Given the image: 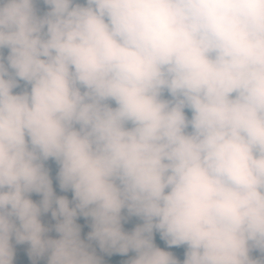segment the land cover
Returning a JSON list of instances; mask_svg holds the SVG:
<instances>
[{"label":"clouds","instance_id":"9594fccd","mask_svg":"<svg viewBox=\"0 0 264 264\" xmlns=\"http://www.w3.org/2000/svg\"><path fill=\"white\" fill-rule=\"evenodd\" d=\"M41 3L0 0V264H264V0Z\"/></svg>","mask_w":264,"mask_h":264},{"label":"rangeland","instance_id":"374dc122","mask_svg":"<svg viewBox=\"0 0 264 264\" xmlns=\"http://www.w3.org/2000/svg\"><path fill=\"white\" fill-rule=\"evenodd\" d=\"M79 2L83 3L84 0H79ZM37 6L41 10H46V8L42 5L41 0H37ZM6 54H7V50H5V55ZM186 114L189 117L191 116V113L188 112L187 110H186ZM52 166L54 167L55 170H57V167L54 164V162H52ZM56 194L58 196H60V195L67 196L69 200L72 199V195H70L68 192L65 193V192L58 191V192H56ZM30 198L34 202H39V200L41 199V196L39 194L33 193V194H31ZM41 221L46 227H49V228H54V225L56 223V221L52 219L50 212L48 214L42 215L41 216ZM77 223L81 225V237H82V239L86 240L87 233L91 230L90 227H89L90 220H85V218L79 217L78 220H77ZM48 235L52 236L53 238H58V236H57V234L55 233L54 230L51 231ZM156 243H157L158 246L164 247V245L162 244L161 241H158ZM13 244H14V250H15V253H16V255L14 257V264H33L31 258L28 255L29 245H27V244L15 245L14 241H13ZM165 250L173 251L178 259L183 260V258H184L183 253H184L185 249L183 247H181V248H173V249H165ZM97 253H98V255H100L99 249H97ZM252 255H253L254 258H256V257L259 256V253L254 251L252 253ZM37 264H46V258L37 261Z\"/></svg>","mask_w":264,"mask_h":264},{"label":"trees","instance_id":"16d2710c","mask_svg":"<svg viewBox=\"0 0 264 264\" xmlns=\"http://www.w3.org/2000/svg\"><path fill=\"white\" fill-rule=\"evenodd\" d=\"M48 166L50 167V174H51V177L53 179V189H54V191H58L60 189H59L58 183L55 179L57 170H55L54 167L52 166V161H49ZM68 193L70 195H72L71 192H68ZM125 215H126V213H125ZM139 223H141V221L138 218L131 217L127 220V222H122V226H123L125 231H132L134 229V227ZM158 241H160V239H159V235L157 234L156 235V242H158ZM132 255H134V253H129L128 256H122L120 254L108 255V254L100 252V256L103 259V264H122L123 261H126L127 259H129Z\"/></svg>","mask_w":264,"mask_h":264}]
</instances>
